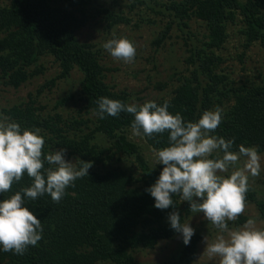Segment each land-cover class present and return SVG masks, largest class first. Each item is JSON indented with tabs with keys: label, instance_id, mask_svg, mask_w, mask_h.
<instances>
[{
	"label": "trees",
	"instance_id": "trees-1",
	"mask_svg": "<svg viewBox=\"0 0 264 264\" xmlns=\"http://www.w3.org/2000/svg\"><path fill=\"white\" fill-rule=\"evenodd\" d=\"M98 1L5 0L0 5V85L18 89L39 77L45 71L39 63L45 55L52 56L60 70L39 87L38 95L57 80H67L73 69L82 73V104L76 116L62 119L58 113L44 115L30 100L1 108L0 117L18 122L22 129H39L45 140L44 153L64 148L67 159L77 166L80 160L92 162L89 176L67 187L59 202L48 194L28 202L41 220L42 239L22 255L0 251V264H192L195 258L201 237L198 233L172 259L145 263L132 255L140 247L153 249L171 239L176 233L170 228L169 213L178 211L184 223L190 208L179 209L178 195L172 197L174 208L160 210L153 206L154 198L145 189L156 181L163 165L150 167L142 147L127 136L132 132L133 115L121 112L118 116L106 114L103 119L97 115L100 97L131 103L126 91H117L106 83L108 70L101 64L100 49L76 37L77 31L100 13L107 34L114 26L130 25L136 8L145 7L161 15L167 25L152 41L156 49L174 25L187 29L192 20L200 22L204 34L198 37L189 31L183 43L187 74L176 75L169 98L156 102L167 101L169 112L180 113L185 121H195L203 111L220 107L223 119L213 134L233 139V150L243 144L264 153V73L236 83L220 68L222 59L217 54L228 39V27L237 24L241 26L243 55L256 43L264 51V0H171L157 10L155 0H121L118 4L123 3L127 14L103 7L98 10ZM111 2L116 4L117 0ZM165 87L158 85L160 90ZM71 99L65 96L57 105ZM168 135L140 136L146 147L157 151L169 145ZM30 184L31 179L24 174L0 198ZM247 204L255 206L257 218L264 224V198L249 185ZM248 219L240 214L233 225L237 228Z\"/></svg>",
	"mask_w": 264,
	"mask_h": 264
},
{
	"label": "clouds",
	"instance_id": "clouds-1",
	"mask_svg": "<svg viewBox=\"0 0 264 264\" xmlns=\"http://www.w3.org/2000/svg\"><path fill=\"white\" fill-rule=\"evenodd\" d=\"M103 48L126 63L136 56L133 42L125 37H113ZM97 105L100 119L106 114H132L134 135L169 134V145L154 153L155 165L162 164L163 168L156 181L145 189L154 198L155 208H174L172 197L179 195L194 214L203 213V218L220 230L221 234L211 242L204 237V251L218 257L219 264H264V226H256L251 218L236 230H230L228 223L243 213L249 176L260 174L262 157L255 146L241 144L233 150V139L213 134L223 119V109L205 110L197 120L185 121L180 113L169 112L167 101L126 104L100 97ZM44 144L39 129H22L18 122L0 117V194L8 192L24 174L31 179L30 186L0 198L2 252L22 255L42 239L41 220L30 210L29 201L48 194L59 202L67 187L78 178L89 176L91 161L80 160L77 166L65 158L66 149L44 153ZM168 222L183 244L189 245L195 235L190 220L182 223L180 213L172 211Z\"/></svg>",
	"mask_w": 264,
	"mask_h": 264
},
{
	"label": "rangeland",
	"instance_id": "rangeland-1",
	"mask_svg": "<svg viewBox=\"0 0 264 264\" xmlns=\"http://www.w3.org/2000/svg\"><path fill=\"white\" fill-rule=\"evenodd\" d=\"M4 1L0 0V5ZM170 1L155 0L156 3L153 4H157L155 10L161 9L160 6L168 4ZM118 2L122 1L117 0V3L114 4L111 0H100L96 3L95 8L103 7L102 10L107 8L115 13L123 11L124 14H127V8L124 7L123 3L118 4ZM102 15L100 13L96 15L95 19L89 20L86 25L77 31L76 37L80 42L95 44L100 49L101 64L108 70V72H105L106 83L112 85L117 91H126L130 95L131 103L143 104L149 100L158 101L169 98V92L172 86L176 84L175 76L187 74V66L184 63L185 48L183 45L186 35L189 31H192L198 37H201L204 34L203 25L194 20L188 23L187 29H178L174 25L168 32V38L156 49L152 45V41L164 31L167 25L161 15L153 14L145 7L136 8L130 16L131 24L114 26L110 34L103 30ZM240 30L241 26H238V24L237 26H229L228 39L223 46V50L217 52L222 59L220 68L236 83L245 82L248 78L258 73H264L263 49L256 43L248 50H245L243 55V37L240 34ZM113 37H125L133 42L136 48V56L132 62L126 63L122 60H117L103 48V44ZM39 63L45 69L44 73L39 77L31 78L18 89L0 85V109L33 100L35 106L39 109L41 108V113L44 115L52 116L58 113L62 119L76 116L79 106L82 104V98L79 93V82L82 78V73L77 69H73L67 80H57L54 86L44 89L38 95L39 87L56 77L60 70L58 64L50 55L42 56ZM159 84L166 85V87L160 90L158 88ZM30 94H32L31 98H29ZM65 96H71L72 99L64 105H57V101ZM127 136L133 138L142 147L143 155L146 157L145 160L150 167L159 168L162 165H155L154 153L156 151L146 147V143L140 135H134L132 131L128 132ZM259 154L262 157V170L258 176H249L248 185L258 192V197L264 198V153ZM65 158L67 159L66 156ZM120 164H123V162ZM162 168H159L160 171ZM134 173L135 175L138 174L137 167L134 169ZM178 201L179 209H182V211L186 206L190 208L189 203L181 201L179 195ZM241 215L247 216L249 219H255L258 227L264 226L263 222L257 218V211L253 204L245 205ZM189 220L195 229V233L201 235L192 264H219L218 257L210 256L204 251V237H207L208 241L211 242L221 234L220 230L204 219L203 213L194 214L191 209L189 215L185 217L184 223ZM228 223H230V230H236L245 225L235 228L233 221ZM183 245L182 240L176 233L171 239L160 242L155 248L145 249L140 247L133 251L132 255L138 262H163L177 256Z\"/></svg>",
	"mask_w": 264,
	"mask_h": 264
}]
</instances>
